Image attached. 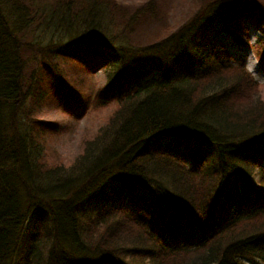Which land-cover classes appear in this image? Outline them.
<instances>
[{"label": "trees", "instance_id": "trees-1", "mask_svg": "<svg viewBox=\"0 0 264 264\" xmlns=\"http://www.w3.org/2000/svg\"><path fill=\"white\" fill-rule=\"evenodd\" d=\"M159 7L0 0V264H12L19 240V264H264V101L246 67L230 64L210 38L227 33L231 16L264 33V2L211 0L174 32L131 43L134 31L160 21ZM33 48L55 61L51 71L38 59L24 72ZM66 62L91 73L80 74L85 93L62 76ZM39 89L69 115L114 107L68 171L39 155L32 162L29 136L6 126ZM142 193L169 237L197 243L168 246L124 206Z\"/></svg>", "mask_w": 264, "mask_h": 264}, {"label": "rangeland", "instance_id": "rangeland-1", "mask_svg": "<svg viewBox=\"0 0 264 264\" xmlns=\"http://www.w3.org/2000/svg\"><path fill=\"white\" fill-rule=\"evenodd\" d=\"M115 1L120 3L128 12L148 2V0ZM210 1L211 0H159L160 21L155 23L152 22L148 24L146 28H140L134 31L133 34L129 36L131 43L141 46L154 42V36L174 32L185 25L199 9H202ZM262 1L264 2V0ZM46 4L45 2V4L40 7H44ZM224 21L225 27L228 30L227 33L211 32V41L217 46L224 47L226 60L230 64H242L246 67L253 79L259 84L258 97L260 100L264 101V33L260 32L256 28V25L246 18L235 20V18L231 16L225 17ZM35 28L36 27H33L32 24L27 29L30 34L24 37L26 38V43H31V36L34 35L33 29L35 30ZM17 36L21 38L20 33H18ZM25 54L26 58L29 59V64L24 70L26 74H30L31 70L37 68L38 59L45 63L50 71L55 67V61L51 59L50 56L41 52V50L36 51L34 48L28 49ZM67 63L68 62L59 66L62 76L78 95L85 93L84 81L80 74L84 77H90L92 76L91 73L80 71V69L73 68ZM93 75L96 79V86H94V88L98 89L104 83V73L101 69H96ZM25 84L28 86V82H25ZM36 94H38L36 100H34V97H28L24 110L22 109L20 113L14 116L12 122L6 126L9 132L13 133L14 131L16 133L20 131L23 136H29V143L33 146L31 148L33 150L35 149V151L30 150L27 153L32 162L33 160L31 158L39 155L41 164L48 167L62 166L68 171L81 157L86 142L98 134V131L108 122L114 107L87 110L85 115H69L57 108L56 104L58 103L52 101L49 96L46 101V97L43 98L40 89L36 91ZM40 98L41 100H39ZM77 116H81L78 121ZM43 121L54 129L52 131H46L36 127L38 122ZM257 164V169L264 171V159H261ZM254 184L259 187L257 184V176L254 178ZM75 188L77 189L78 186H75ZM123 202H125L124 206L128 210L136 214H141L143 219L146 220V224L151 227L156 226L159 228L164 234L166 238L165 243L168 246L172 248L193 246L191 241H182V237L176 239L169 237V234L163 227L164 224L157 215L155 207H153V201H151L147 195H143L142 193L139 200L124 198ZM139 209H143V213H139ZM22 251L23 243L22 240H19L11 257L13 258L12 264H19ZM125 261L127 262L129 260Z\"/></svg>", "mask_w": 264, "mask_h": 264}, {"label": "bare ground", "instance_id": "bare-ground-1", "mask_svg": "<svg viewBox=\"0 0 264 264\" xmlns=\"http://www.w3.org/2000/svg\"><path fill=\"white\" fill-rule=\"evenodd\" d=\"M179 236H180V237H185V236H187V235L181 233Z\"/></svg>", "mask_w": 264, "mask_h": 264}]
</instances>
